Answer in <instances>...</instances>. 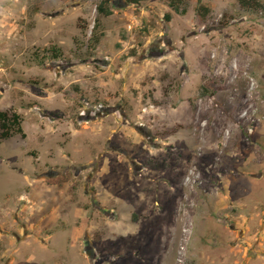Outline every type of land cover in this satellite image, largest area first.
I'll return each mask as SVG.
<instances>
[{
    "label": "rangeland",
    "instance_id": "1",
    "mask_svg": "<svg viewBox=\"0 0 264 264\" xmlns=\"http://www.w3.org/2000/svg\"><path fill=\"white\" fill-rule=\"evenodd\" d=\"M99 1L0 0V264H264V0Z\"/></svg>",
    "mask_w": 264,
    "mask_h": 264
},
{
    "label": "trees",
    "instance_id": "2",
    "mask_svg": "<svg viewBox=\"0 0 264 264\" xmlns=\"http://www.w3.org/2000/svg\"><path fill=\"white\" fill-rule=\"evenodd\" d=\"M116 1H123L128 5H132L134 7H140L142 3L149 0H100L97 5V12L99 15H103L105 17H109L113 14L112 5ZM185 0H170L169 5L171 8H178ZM240 5L243 8H250L253 10H258L262 8V4L257 0H238ZM198 12H202L204 15H207L210 12L209 7L205 5H200L198 7ZM97 25V23H96ZM58 50L55 49L54 53L57 56ZM57 58V57H55ZM24 137L25 134L21 128V118L16 113H10L7 111L0 112V139L7 140L13 138L15 136Z\"/></svg>",
    "mask_w": 264,
    "mask_h": 264
},
{
    "label": "crops",
    "instance_id": "3",
    "mask_svg": "<svg viewBox=\"0 0 264 264\" xmlns=\"http://www.w3.org/2000/svg\"><path fill=\"white\" fill-rule=\"evenodd\" d=\"M252 260V258H250Z\"/></svg>",
    "mask_w": 264,
    "mask_h": 264
},
{
    "label": "flooded vegetation",
    "instance_id": "4",
    "mask_svg": "<svg viewBox=\"0 0 264 264\" xmlns=\"http://www.w3.org/2000/svg\"><path fill=\"white\" fill-rule=\"evenodd\" d=\"M25 233H27V232L25 231Z\"/></svg>",
    "mask_w": 264,
    "mask_h": 264
}]
</instances>
